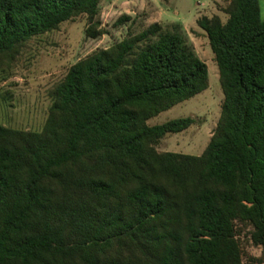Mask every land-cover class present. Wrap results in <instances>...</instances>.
Wrapping results in <instances>:
<instances>
[{"label":"trees","instance_id":"trees-1","mask_svg":"<svg viewBox=\"0 0 264 264\" xmlns=\"http://www.w3.org/2000/svg\"><path fill=\"white\" fill-rule=\"evenodd\" d=\"M101 0H0V67ZM202 16L224 92L201 155L159 152L195 123L147 120L208 88L183 34L154 22L73 64L42 131L0 124V264H243L235 221L264 250V12ZM132 20L123 14L117 25Z\"/></svg>","mask_w":264,"mask_h":264},{"label":"rangeland","instance_id":"rangeland-1","mask_svg":"<svg viewBox=\"0 0 264 264\" xmlns=\"http://www.w3.org/2000/svg\"><path fill=\"white\" fill-rule=\"evenodd\" d=\"M231 0H101L98 19L107 31L96 38L87 36L90 19L80 14L50 32L34 36L13 60L0 67V124L25 131H42L55 99V90L69 68L94 51L107 48L130 32H140L154 22L164 30L184 35L187 44L207 64L208 88L147 120L150 126L169 120L193 117L188 129L165 135L156 144L159 152L201 155L221 116L224 92L219 67L207 33L198 25L202 16L219 15ZM264 12V0H260ZM123 14L132 20L117 25ZM253 227L235 221L243 264H264V250L251 239Z\"/></svg>","mask_w":264,"mask_h":264}]
</instances>
